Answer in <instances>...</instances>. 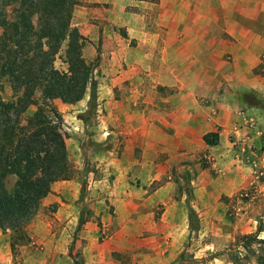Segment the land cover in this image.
Returning <instances> with one entry per match:
<instances>
[{
	"label": "crops",
	"instance_id": "crops-1",
	"mask_svg": "<svg viewBox=\"0 0 264 264\" xmlns=\"http://www.w3.org/2000/svg\"><path fill=\"white\" fill-rule=\"evenodd\" d=\"M70 22L88 39L83 57L97 58L83 98L61 102L74 109L72 128L86 134L76 179L88 186L81 194V179L72 180L70 189L90 217L79 224V211L61 199L71 180L52 183L42 202L59 203L55 217L79 224L82 238L100 221L111 238L155 248L175 226L173 198L184 196L177 183L194 178L202 152L223 170L215 179L224 194L243 182L235 173L248 165V149L240 154L234 139L249 125L264 134V0H77ZM256 149L264 158V142ZM130 224L151 233L123 234ZM9 241L0 229V262Z\"/></svg>",
	"mask_w": 264,
	"mask_h": 264
},
{
	"label": "trees",
	"instance_id": "trees-1",
	"mask_svg": "<svg viewBox=\"0 0 264 264\" xmlns=\"http://www.w3.org/2000/svg\"><path fill=\"white\" fill-rule=\"evenodd\" d=\"M76 4L0 0V79L5 78L12 91L10 99L0 91V229L10 231L11 249L25 238V226L51 184L74 176L54 100L80 101L97 59L88 61L82 55L88 39L70 22ZM34 13L41 15L37 24ZM203 140L214 145L216 134L207 133ZM10 175L15 177L12 190L6 186ZM228 255L232 264H264V238L258 231L240 234Z\"/></svg>",
	"mask_w": 264,
	"mask_h": 264
},
{
	"label": "rangeland",
	"instance_id": "rangeland-1",
	"mask_svg": "<svg viewBox=\"0 0 264 264\" xmlns=\"http://www.w3.org/2000/svg\"><path fill=\"white\" fill-rule=\"evenodd\" d=\"M40 18V14L34 13L33 23L37 24ZM55 64L61 66L59 60ZM0 84L1 96L10 99L12 91L6 79L1 78ZM54 103L62 114L69 160L74 170L70 183L60 188L69 191L61 199L66 205L76 207L79 211L78 220L81 218L85 221L90 217L88 204L76 205L80 199L74 201L70 188L73 181L80 179L81 194L88 186L84 178L76 179V173L82 170L80 162H83L86 134L78 135L77 129L72 128V107L64 106L59 100ZM33 109L30 107V111ZM254 130L253 125H249L243 139H234L235 146L240 144L236 148L240 154L245 152V148L248 149L249 159L248 165L245 168L239 167L235 173V179H243V182L241 185L235 183L231 195L220 190L222 185L215 178L219 174L223 177V170L213 165L207 151L196 157L194 180L189 177L183 183H177L176 189L179 193L183 192L184 196L173 198L175 226L160 232L161 245L154 248L153 245L140 244L139 241L126 244L123 238H111L112 232L104 229L100 221L97 222L94 234H90L92 236L82 238L79 224H60L55 217L54 211L59 203L41 201L36 215L25 226V238L18 240L13 249L9 247V259L0 264H232L228 253L233 249L238 235L258 231L259 237L264 238V158L256 153L258 144L264 142V134L258 135ZM14 181L12 175L6 178L9 190H12ZM95 206L100 210L101 203ZM106 211L112 215L110 205ZM156 211L162 212L164 207L160 205ZM43 219L46 222L43 223ZM131 225L129 229H123V234L139 239L151 233L136 226L131 228ZM165 231L170 233L167 234V242H164ZM245 264L254 263L249 261Z\"/></svg>",
	"mask_w": 264,
	"mask_h": 264
}]
</instances>
